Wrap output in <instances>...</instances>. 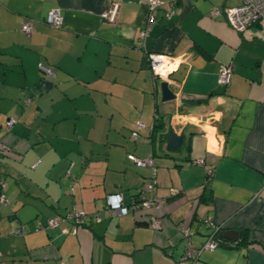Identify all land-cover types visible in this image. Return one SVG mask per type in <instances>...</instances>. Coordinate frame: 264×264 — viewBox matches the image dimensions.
I'll list each match as a JSON object with an SVG mask.
<instances>
[{
    "label": "crops",
    "instance_id": "crops-1",
    "mask_svg": "<svg viewBox=\"0 0 264 264\" xmlns=\"http://www.w3.org/2000/svg\"><path fill=\"white\" fill-rule=\"evenodd\" d=\"M160 1L148 23L149 0H0V264H176L217 227L241 233L183 264H264V22L237 31L210 15L241 0ZM113 2L109 22L103 12ZM52 8L60 28L45 22ZM148 52L180 59L173 99L162 101ZM223 64L232 68L227 85L217 82ZM206 114L212 119L200 120ZM137 120L145 126L136 129ZM170 128L184 138L167 150ZM150 153L165 202L139 212L130 203L148 170L128 155ZM114 192L126 214L106 208ZM71 206L86 214L75 234L61 224L35 229ZM154 211L159 229L145 222ZM184 221L189 242L175 235Z\"/></svg>",
    "mask_w": 264,
    "mask_h": 264
},
{
    "label": "built area",
    "instance_id": "built-area-1",
    "mask_svg": "<svg viewBox=\"0 0 264 264\" xmlns=\"http://www.w3.org/2000/svg\"><path fill=\"white\" fill-rule=\"evenodd\" d=\"M150 2V14L148 17V23H152L155 20V10L161 5L160 0H149ZM170 7L165 11L166 17H169L176 7L174 2L170 3ZM119 10V3L113 2L110 7L103 12V17L109 22H115ZM210 15H224L229 25L237 31H242L250 25L257 22H264V0H241L239 4L234 6H214L210 10ZM45 22L54 28H60L63 24V15L59 8H52L46 15ZM20 29L25 33L33 31V20L27 18L21 24ZM149 30V26H146L140 30V35L145 36ZM148 66L152 73L161 78L162 80L172 81L170 75L176 71L180 66V59L178 57H172L163 53L148 52L146 55ZM38 68L44 76H55V70L43 63L38 64ZM232 78V68L229 64L221 65L217 74V82L223 85L230 83ZM16 122L15 118H11L7 122V127L10 128ZM145 125L142 121L137 120L135 122V128L140 129ZM131 131L132 138H138L137 130ZM6 149L4 143L0 140V153ZM128 157L132 162L140 167H144L148 170L149 174L144 178L143 186L140 193L131 200V207L134 210L145 212L148 208L153 207L154 210L161 211L165 202L164 197L158 196L155 193L157 184L156 179V162L153 154H148L146 157H137L129 154ZM200 163L203 160H198ZM211 174V171H208ZM4 185V180L0 179V186ZM174 193V191H173ZM106 202V208L114 213L123 215L128 212V206L122 201V195L120 192H114L108 195ZM0 200H4V195H1ZM155 212V211H154ZM85 216L83 211L71 206L66 213V216H52L45 220L38 219L35 221V229L53 228L58 224L64 225L62 231L66 234H75L79 228V222ZM145 220L148 221L152 228L159 229L161 227L159 213H151L145 216ZM69 222V223H67ZM220 229L216 228L215 230ZM214 230V231H215ZM15 233L25 232L24 226L14 230ZM192 234V229L188 222L184 221L176 226V237L189 242V237ZM221 244V241L215 236V232L211 233L198 249H193L189 244L186 246L182 255L178 258L176 264H183L186 259H192L198 256L203 249H214ZM1 258V252H0Z\"/></svg>",
    "mask_w": 264,
    "mask_h": 264
},
{
    "label": "water",
    "instance_id": "water-1",
    "mask_svg": "<svg viewBox=\"0 0 264 264\" xmlns=\"http://www.w3.org/2000/svg\"><path fill=\"white\" fill-rule=\"evenodd\" d=\"M176 72L171 74V76H170L171 79H179L178 73L179 74L181 73L180 68ZM168 83L169 82L167 80H164V79L160 82L162 101H167V100L173 99L175 97V95H174L173 91L170 89ZM212 117H213V114H206V115L201 116L200 120L206 121L208 119H212ZM214 124H217V123H214ZM183 138H184L183 133L177 134L175 131L172 130V128H170L166 133H163V139L166 142L165 148L167 150L179 148L182 144ZM214 232L217 233L216 237L220 241L221 240H229L231 242L237 241L239 234L241 233L236 228L217 229ZM192 234H193V231H192ZM191 235H190V237H191ZM190 237H189V239H190ZM181 240H183V239H181Z\"/></svg>",
    "mask_w": 264,
    "mask_h": 264
},
{
    "label": "trees",
    "instance_id": "trees-1",
    "mask_svg": "<svg viewBox=\"0 0 264 264\" xmlns=\"http://www.w3.org/2000/svg\"><path fill=\"white\" fill-rule=\"evenodd\" d=\"M132 137V136H131ZM134 139V138H133ZM136 139V138H135ZM148 174H149V172H148ZM148 174H146L145 176H144V178L145 177H147L148 176ZM210 177H211V174L210 173H207V175H206V183H208L209 182V180H210ZM0 179H2L3 180V178L2 177H0ZM143 185V184H142ZM142 187V186H141ZM140 187V189L137 191V193L135 194V196L133 197V198H135L139 193H140V191H141V188ZM130 205H131V203H130ZM69 210V208L66 210V212L65 213H63V214H60V215H58V217H61V216H66V213H67V211ZM85 216H86V214H85ZM85 216L81 219V221L79 222V228H80V226H82L83 225V223H84V220H85ZM145 222L148 224V222L145 220ZM67 223H69V222H67ZM61 225H67V224H61ZM190 225V224H189ZM20 227V226H19ZM78 228V229H79ZM24 229H25V232H23V233H20V234H24V233H26V231H27V229L24 227ZM43 229H47V228H43ZM216 232H215V236H216ZM192 247V246H191ZM193 248V247H192ZM193 249H198V248H193ZM1 259V258H0Z\"/></svg>",
    "mask_w": 264,
    "mask_h": 264
},
{
    "label": "rangeland",
    "instance_id": "rangeland-1",
    "mask_svg": "<svg viewBox=\"0 0 264 264\" xmlns=\"http://www.w3.org/2000/svg\"><path fill=\"white\" fill-rule=\"evenodd\" d=\"M208 128V127H207Z\"/></svg>",
    "mask_w": 264,
    "mask_h": 264
}]
</instances>
